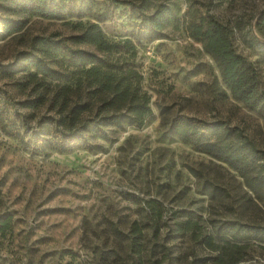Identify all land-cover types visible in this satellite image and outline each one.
I'll list each match as a JSON object with an SVG mask.
<instances>
[{
    "label": "rangeland",
    "instance_id": "obj_1",
    "mask_svg": "<svg viewBox=\"0 0 264 264\" xmlns=\"http://www.w3.org/2000/svg\"><path fill=\"white\" fill-rule=\"evenodd\" d=\"M169 2V21L153 31L148 12ZM133 4L88 0L80 13L50 18L0 0V20L8 26L0 21V104L17 123V113L31 109L17 87L34 70L23 53L40 55L42 44L57 40L136 69L151 108L142 124L123 120L93 150L34 154L0 128V223L11 217L9 228L0 231V264H137L147 258L192 264L198 257L212 260L214 250L201 239L219 220L264 223V190L256 198L236 170L180 139L171 126L177 114L224 120L264 150V100L255 106L233 98L194 37L211 26L223 28L234 49L255 65L264 91V0ZM79 22L97 23L119 42L113 49L119 52L72 44ZM52 50L66 69L65 49ZM43 113L28 118L26 127H35ZM186 219L193 221L191 229L177 230L175 222ZM134 223L141 234H131ZM246 252V264H264V246L250 243Z\"/></svg>",
    "mask_w": 264,
    "mask_h": 264
},
{
    "label": "trees",
    "instance_id": "obj_2",
    "mask_svg": "<svg viewBox=\"0 0 264 264\" xmlns=\"http://www.w3.org/2000/svg\"><path fill=\"white\" fill-rule=\"evenodd\" d=\"M5 1L21 4L30 14L60 18L66 12L80 13L82 5L88 0ZM121 1L141 6L146 0ZM171 5L170 2L168 5L157 3L151 7L146 23L153 31L161 30L169 21ZM0 21L1 25L8 27L5 19ZM211 29L202 37L192 35L202 42L204 50L215 61L225 90L235 99L259 105L264 100V91L255 65L234 49L228 34L221 30L223 28L211 26ZM77 31L78 34L71 37L72 44L83 42L93 44L100 51L119 52L113 50L119 42L109 39L97 23L86 22L83 25L79 22ZM58 48L66 51L68 65L64 70L58 64L59 60L52 56V49ZM38 51L40 55L23 53V58L34 70L27 72L17 85L27 93L28 99L22 103L31 108L29 112H18L20 122L17 123L13 115H9L5 104H0V128L16 138L22 149L34 154L98 149V141L107 140L111 129L119 126L123 120L130 119L142 124L151 114L150 95L141 84V75L133 67L90 54L63 40L42 44ZM86 64L93 66L87 68ZM40 110L44 113L35 119V127H26L27 119L36 118ZM171 126L180 139L236 170L246 187L261 200L264 190V150L241 129L224 120H205L186 114L174 116ZM10 222V216L2 220L0 231L9 228ZM191 223L193 221L190 219L177 221L176 229L188 231ZM131 230L134 235L142 233L136 223ZM113 232L121 235L115 228ZM201 241L214 250V256L212 260L205 256L198 257L192 264H246L247 246L250 243L264 246V223L219 220L213 224L211 232L202 236ZM155 263L150 258L137 262Z\"/></svg>",
    "mask_w": 264,
    "mask_h": 264
}]
</instances>
